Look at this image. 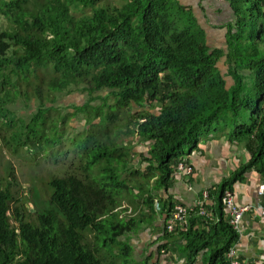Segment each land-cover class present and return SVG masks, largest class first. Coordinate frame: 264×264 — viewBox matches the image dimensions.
Wrapping results in <instances>:
<instances>
[{
	"label": "trees",
	"instance_id": "obj_1",
	"mask_svg": "<svg viewBox=\"0 0 264 264\" xmlns=\"http://www.w3.org/2000/svg\"><path fill=\"white\" fill-rule=\"evenodd\" d=\"M101 1L0 0L1 13L15 24L0 30V109L7 111L12 91L21 95L20 79L47 73L48 91L35 86L38 110L31 123L53 108L44 100L87 93L71 115L83 117L86 128L79 132L102 150L86 161L82 175L48 181L49 207L37 213L36 223L24 207L12 212L15 196L0 187V264H108L106 248L134 229L118 211L124 197L148 193L145 199L153 205L152 192L169 188L185 149L218 133L231 144L246 142L249 159L222 179L213 213L189 220L178 233L185 244L175 253L182 264H196L203 250V264H230L226 255L239 235L222 196L253 171L264 179V0H227L236 14L228 25L227 53L210 48L198 18L178 0L99 6ZM85 9L92 13L75 17L74 11ZM225 56L224 74L218 64ZM112 96L115 103H109ZM23 98L30 100L27 91ZM133 104L140 111L127 118L126 136L149 144L148 155H141L149 164L145 174L129 160L135 146L112 138L122 122L120 111ZM41 143L49 146L37 139ZM12 213L18 228L12 227ZM199 220L204 227L193 229ZM130 249H124L127 257Z\"/></svg>",
	"mask_w": 264,
	"mask_h": 264
},
{
	"label": "rangeland",
	"instance_id": "obj_2",
	"mask_svg": "<svg viewBox=\"0 0 264 264\" xmlns=\"http://www.w3.org/2000/svg\"><path fill=\"white\" fill-rule=\"evenodd\" d=\"M123 1L125 0H102L99 6L120 5ZM84 13L91 14L92 11L91 9L74 11V15L77 18ZM14 27L15 24L8 20L0 11V30H12ZM218 65L221 70H226L222 62ZM47 79L48 74L43 72L39 73L38 80L34 76H30L29 80L20 79L18 84L21 88V95H15L14 91H12L14 98L11 100V97H9L8 101H11L6 107L7 111L3 110L5 109L4 107L0 109V187H9L15 196V203L11 205L12 212L15 207H24V210L28 211V213L25 212L26 218L33 223H36L37 213L49 207L51 190L48 186V181L55 176L82 175L86 161L89 162L95 155L102 152L101 149L93 147L92 142L87 140V136L84 133L79 132L80 129L86 128V121L83 120V117L81 115H71L74 112L75 108L72 106H75V103L82 106L88 100L89 96L87 93L60 94V97L56 98L55 101L44 100L47 107L53 106V108H50L49 112L45 113V120L44 117L39 118L38 124L36 120L32 122L35 123L32 125L31 120L38 110L35 86L40 83L43 91L47 92L45 84ZM26 91L30 96V100L27 98L19 100ZM115 102V98L113 96L110 97L109 103ZM138 111L140 109L135 107V104H133L132 108L120 111L119 117L122 122L114 129L113 133L115 135H112V138L117 144L126 147L135 146L133 151L130 152L129 160L132 161V166L138 167L140 165L142 168L145 165L139 160L137 163L138 155L135 153V149L138 146L136 143L137 139L136 137L134 139L126 136L127 118H129L130 113L136 114ZM153 111L159 112L157 109ZM76 113H78L77 108ZM76 113L73 115H76ZM96 122L99 123L100 119ZM39 138L49 142V146L46 147L44 143L37 146V139ZM139 145L145 148L149 146L148 143ZM92 170L95 169L93 168ZM96 174L99 175V172ZM134 179L135 177H132L129 181L135 183ZM152 186L153 181L151 180L148 187L151 188ZM138 191V188L134 189L135 193ZM124 198H126L124 199L125 203L118 211L122 213L129 212L122 215L128 220L130 212L135 213L133 210L135 207L131 203L134 198L132 196ZM156 200L161 205L160 198L156 197ZM137 216L140 217L141 215ZM12 219V227L18 228L14 213H12ZM88 240L95 244L93 235H90ZM127 245H129L127 242H116L114 245L108 246L105 252L108 264H137L133 252L130 257L124 254V249Z\"/></svg>",
	"mask_w": 264,
	"mask_h": 264
},
{
	"label": "crops",
	"instance_id": "obj_3",
	"mask_svg": "<svg viewBox=\"0 0 264 264\" xmlns=\"http://www.w3.org/2000/svg\"><path fill=\"white\" fill-rule=\"evenodd\" d=\"M178 1L189 6L194 16L198 18L199 25L206 32L210 48L224 50L227 53L228 25L232 24L236 18L231 2L227 0ZM221 62L226 67V70H222L225 74L228 71L226 56L219 63ZM227 79L231 80V77L228 76ZM139 144L135 149L138 155L137 163L139 160L145 166L141 168L138 165L136 168L145 174L149 164L142 162L141 155L147 156L150 147L145 148ZM181 157L192 168V172L190 175L176 174L168 189L162 188L152 192L154 199L159 197L161 200L160 210L156 208L155 201L152 205L149 200L145 199H148V193L142 197H134L131 201L132 206L135 207H132L135 213L130 212L128 218L133 221L134 229L126 236L119 238V242L129 243L128 246L131 248L128 251L129 257L133 252L137 264H182L183 259L178 252L175 253V250L184 245L185 241L183 238H178V233L185 232L189 220L194 221L199 214L191 212L185 228L175 226V230L170 232L168 227L174 210H171V204L196 209L199 201L203 200V191L208 190L209 195L205 200L204 208L212 214L215 210L218 186L222 179L230 176L247 162L249 153L246 142L231 144L225 135L218 133L201 140L196 148H186ZM261 179L262 176L253 171L247 174L244 182L235 183L234 190L238 195L239 204H252L254 201L258 203L261 200L257 194V185ZM152 181L154 183L153 179ZM225 212L228 214L226 210ZM127 213L129 212H123L121 217ZM201 222L202 220H199V223L194 224L193 229L203 228L204 226L200 225ZM244 227L246 236L243 237L239 246V257L243 259L244 264H260L264 260V223L254 215H247L244 217ZM173 245L176 246L173 248ZM205 254L206 250H203L196 264H203Z\"/></svg>",
	"mask_w": 264,
	"mask_h": 264
},
{
	"label": "built area",
	"instance_id": "obj_4",
	"mask_svg": "<svg viewBox=\"0 0 264 264\" xmlns=\"http://www.w3.org/2000/svg\"><path fill=\"white\" fill-rule=\"evenodd\" d=\"M145 120H142L144 122ZM187 162L182 161L177 166L178 174L184 173L186 175H190L192 172V168L186 166ZM203 200L199 201L196 209H188L183 205H175L174 210L171 214V220L169 225V231L172 232L175 230V226L180 227L181 229L185 228L187 225V218L191 212H196L199 216L207 217L211 213L207 212L204 208L205 200L208 198V190L203 191ZM257 194L261 197V200L258 203L252 204H239L238 203V195L236 191L233 189H226L223 196H222V204L225 210L228 212L230 217V225L239 235V242L231 248V250L227 253V259L230 264H244L243 261L240 260L238 251L239 246L242 242L243 237L246 236L245 234V227H244V217L247 215H254L258 217L262 223H264V179L262 178L259 184L257 185ZM156 208L160 210V203L158 200L155 201Z\"/></svg>",
	"mask_w": 264,
	"mask_h": 264
},
{
	"label": "clouds",
	"instance_id": "obj_5",
	"mask_svg": "<svg viewBox=\"0 0 264 264\" xmlns=\"http://www.w3.org/2000/svg\"><path fill=\"white\" fill-rule=\"evenodd\" d=\"M173 210V209H172Z\"/></svg>",
	"mask_w": 264,
	"mask_h": 264
}]
</instances>
